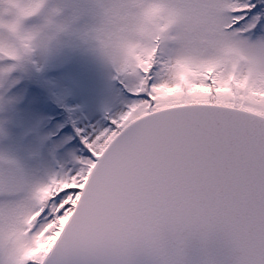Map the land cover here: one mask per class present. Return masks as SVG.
Segmentation results:
<instances>
[{
    "label": "snow or ice",
    "instance_id": "6c2138e0",
    "mask_svg": "<svg viewBox=\"0 0 264 264\" xmlns=\"http://www.w3.org/2000/svg\"><path fill=\"white\" fill-rule=\"evenodd\" d=\"M137 2L107 0L101 31ZM165 3L170 53L138 57L70 166L0 156V264H264V0Z\"/></svg>",
    "mask_w": 264,
    "mask_h": 264
},
{
    "label": "clouds",
    "instance_id": "9594fccd",
    "mask_svg": "<svg viewBox=\"0 0 264 264\" xmlns=\"http://www.w3.org/2000/svg\"><path fill=\"white\" fill-rule=\"evenodd\" d=\"M106 5L107 0H0V138L8 137L9 113L19 102L12 89L60 48L87 44L113 71L139 72V80L130 79L133 85L144 82L138 57L155 67L170 53L173 26L165 0H138L112 32L101 31ZM85 15L90 20L82 24ZM172 58L183 61L179 46ZM163 83L182 87L184 81L170 72Z\"/></svg>",
    "mask_w": 264,
    "mask_h": 264
},
{
    "label": "rangeland",
    "instance_id": "374dc122",
    "mask_svg": "<svg viewBox=\"0 0 264 264\" xmlns=\"http://www.w3.org/2000/svg\"><path fill=\"white\" fill-rule=\"evenodd\" d=\"M89 20L85 15L81 23ZM130 79L81 41L60 48L12 89L10 95L19 102L9 113L8 137L0 138V155L37 173L60 163L70 166L77 152L76 131L107 126L106 117L125 111Z\"/></svg>",
    "mask_w": 264,
    "mask_h": 264
}]
</instances>
